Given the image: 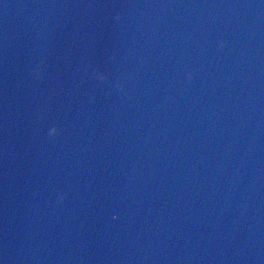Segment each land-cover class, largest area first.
<instances>
[{"label":"water","instance_id":"1","mask_svg":"<svg viewBox=\"0 0 264 264\" xmlns=\"http://www.w3.org/2000/svg\"><path fill=\"white\" fill-rule=\"evenodd\" d=\"M0 264H264V0H0Z\"/></svg>","mask_w":264,"mask_h":264},{"label":"clouds","instance_id":"2","mask_svg":"<svg viewBox=\"0 0 264 264\" xmlns=\"http://www.w3.org/2000/svg\"><path fill=\"white\" fill-rule=\"evenodd\" d=\"M223 43H224V41H220L221 46L223 45ZM185 75H186L187 78H191L192 73L191 72H187Z\"/></svg>","mask_w":264,"mask_h":264}]
</instances>
